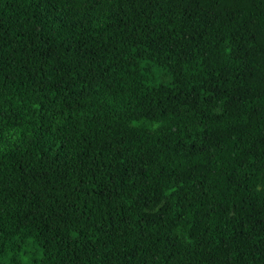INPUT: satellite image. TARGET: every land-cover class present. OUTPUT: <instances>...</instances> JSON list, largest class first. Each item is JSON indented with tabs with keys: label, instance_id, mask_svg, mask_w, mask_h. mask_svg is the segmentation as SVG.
I'll return each mask as SVG.
<instances>
[{
	"label": "trees",
	"instance_id": "trees-1",
	"mask_svg": "<svg viewBox=\"0 0 264 264\" xmlns=\"http://www.w3.org/2000/svg\"><path fill=\"white\" fill-rule=\"evenodd\" d=\"M0 264H264V0H0Z\"/></svg>",
	"mask_w": 264,
	"mask_h": 264
},
{
	"label": "rangeland",
	"instance_id": "rangeland-1",
	"mask_svg": "<svg viewBox=\"0 0 264 264\" xmlns=\"http://www.w3.org/2000/svg\"><path fill=\"white\" fill-rule=\"evenodd\" d=\"M2 262V261H1Z\"/></svg>",
	"mask_w": 264,
	"mask_h": 264
}]
</instances>
